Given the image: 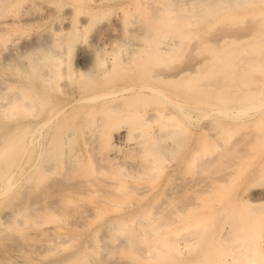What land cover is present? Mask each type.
<instances>
[{
  "label": "rangeland",
  "instance_id": "1",
  "mask_svg": "<svg viewBox=\"0 0 264 264\" xmlns=\"http://www.w3.org/2000/svg\"><path fill=\"white\" fill-rule=\"evenodd\" d=\"M185 6V0L0 5V106L38 72L33 57L41 54L32 45L60 52L38 115L20 103L11 115L0 110V148L12 150L0 156V190L7 177L12 186L0 196V264H205L209 241L232 221L240 191L264 156V104L249 106L264 98V35L248 47L241 39L216 45L209 41L214 34L246 29L249 16L202 13L194 22ZM161 46L168 48L153 51ZM78 67L87 71L77 74ZM186 67L178 77L164 74ZM134 84L163 93L104 95ZM81 95L93 97L44 128L39 161L54 152L57 170L41 178L43 171L30 169L33 156L27 161L39 149L32 121ZM117 103L119 109H109ZM148 115L154 117L146 123ZM172 128L164 140L173 148L145 150L146 138ZM121 129L126 134L109 162L107 140ZM242 149L249 158L240 157ZM70 157L78 161L65 176ZM23 205L34 214L20 226L8 214Z\"/></svg>",
  "mask_w": 264,
  "mask_h": 264
},
{
  "label": "bare ground",
  "instance_id": "2",
  "mask_svg": "<svg viewBox=\"0 0 264 264\" xmlns=\"http://www.w3.org/2000/svg\"><path fill=\"white\" fill-rule=\"evenodd\" d=\"M186 8L185 12L187 16H189L194 22H199V18L201 15L210 16L214 13H223L231 11H242V15H248L247 28L242 29H226L224 32L219 34H214L212 38H210V42L216 45H223L230 40L241 39L246 43L244 47L251 46L257 42H259L260 38L264 35V9L258 7L260 3L264 0H185ZM10 2V0H0V5L4 6L6 3ZM203 13V14H202ZM173 26V25H171ZM201 37V36H200ZM162 41V40H160ZM238 42V40H236ZM234 42V41H232ZM233 45H228L224 48L230 49ZM168 46H161L159 49H154V52L165 51ZM32 53L39 51L41 56L33 57L34 60H37L36 68L38 72L36 75L32 74V79L30 83L25 87L24 90H19L15 95L10 98L9 103L1 104L0 110L2 114L11 115L10 112L13 111V107H16L20 103L21 110H27L31 113L32 116L38 115V111L41 108V103L44 98L43 90L46 85L50 83L53 76L50 73L51 65H55L59 63L60 60V52L54 50L50 46H46V44H34L30 49ZM147 51V50H146ZM149 51V50H148ZM106 61L102 60L104 64ZM111 67L107 66L104 68V72L110 71ZM186 68H182L177 72H166L164 73L167 78L178 77L182 75ZM75 73H81L87 70H81V68H75ZM199 71V70H198ZM163 93L160 89L153 86L146 85H129V86H121L109 93H105L104 95H115L117 94L118 98H125L130 94H139V93ZM164 96L172 98L167 92L164 93ZM93 96L89 95H81L72 99L71 101L61 105L60 107L54 109L49 115L38 121H32V130H31V141L37 143L39 145V149L35 152L30 153V157L28 160H31L32 163L30 165V169H36V173L42 172L43 174L41 178L45 177L49 172H55L57 170L56 165V155L49 153L50 156H46L43 163H40V159L43 154V149L40 150V147L44 143L45 136V126L47 123L51 121H55L54 119L62 116L67 108L72 106L75 102L92 98ZM97 97H100L98 95ZM102 97V95H101ZM176 105L179 108H182L183 103L174 100ZM122 103H117L113 105H109V109L117 110L119 109ZM264 104V98L259 100L258 102H254L249 104L252 107H259ZM250 108V107H249ZM183 113L188 116L190 114L189 111L183 110ZM173 111H168L165 113L166 116H171ZM154 115H148L147 120L144 121L147 123L150 119H153ZM97 121L100 120V117H97ZM30 124V123H29ZM125 129H121L120 132L115 135V139L107 140V152H108V161H115L116 154L114 153L116 150L117 138L124 136ZM174 132V128L167 129L162 133H157L154 136H149L144 141L145 150L148 152L158 151L162 154L167 152L169 149L173 148V145L169 142L167 143L164 139ZM233 138V136H232ZM11 141V140H10ZM12 146L14 141L8 142ZM7 146V145H6ZM2 150L0 148V156L6 154L11 155L12 150L11 147H7L8 150ZM59 148V147H57ZM250 152L246 149H242L239 151L240 157L249 158ZM76 155V153H75ZM77 157L66 158L63 161V167L65 169V176L68 174V170H75L73 168L75 164V159ZM115 158V159H114ZM39 161V162H38ZM78 161V159H76ZM20 162H25V160L21 157L19 159L18 164ZM41 166H39L40 164ZM147 167V166H146ZM40 168L38 171L37 169ZM142 170V167L139 168ZM12 171V170H11ZM10 168H9V172ZM132 173V172H131ZM126 174V173H125ZM134 174V172L132 173ZM10 176V175H9ZM49 180V178H48ZM7 181L8 186L3 187L0 190V196L5 194L12 186H11V177H7L5 179ZM49 184V183H48ZM48 185H45L47 188ZM28 207V206H27ZM26 206H20L15 208L8 214V218L11 222H17L18 225L22 226L26 224L29 217L33 216V212L28 211L30 214L25 213L27 209ZM26 209V210H25ZM31 209V208H30ZM234 216L232 217L231 222L224 223L222 228L216 237V240L211 239L209 241L208 250L206 252V262L205 264H264V156H262L257 164L256 173L253 176V180L250 183H245L242 187L239 194V208L234 212ZM211 230V227L209 226ZM144 264V263H143Z\"/></svg>",
  "mask_w": 264,
  "mask_h": 264
}]
</instances>
